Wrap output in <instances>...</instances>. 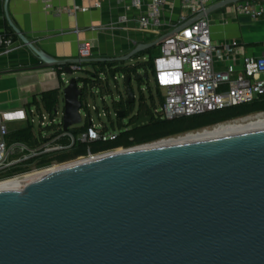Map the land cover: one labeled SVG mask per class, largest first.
I'll return each instance as SVG.
<instances>
[{
	"label": "water",
	"instance_id": "95a60500",
	"mask_svg": "<svg viewBox=\"0 0 264 264\" xmlns=\"http://www.w3.org/2000/svg\"><path fill=\"white\" fill-rule=\"evenodd\" d=\"M9 1L7 19L19 39L43 68L65 75L76 72L73 65L128 63L168 36L127 55L61 60L24 35L10 19ZM244 1L218 2L170 34ZM133 79L147 80L149 72L124 76L129 104ZM62 88L61 122L70 130L82 122L84 91L77 77ZM152 120L141 118L133 128ZM130 150L0 188V264H264V130Z\"/></svg>",
	"mask_w": 264,
	"mask_h": 264
},
{
	"label": "built area",
	"instance_id": "2783aa9c",
	"mask_svg": "<svg viewBox=\"0 0 264 264\" xmlns=\"http://www.w3.org/2000/svg\"><path fill=\"white\" fill-rule=\"evenodd\" d=\"M41 1L45 3L48 10L53 8V4L49 0ZM181 1L183 9L189 13L190 18L182 16L179 21L173 22V20L168 21L165 18L166 7L171 3V0H118L119 3H130L127 11L128 9L137 11L134 16L130 17L138 23V32L144 37L145 42L155 41L168 34L160 45L161 56L155 61L156 65L161 63L162 68L166 66L165 72H163L168 79L165 82L162 81V85L167 86V92L164 96L162 109L153 108L154 115L161 119L198 115L219 108L248 103L264 95V53L261 57L245 58L243 71H237L234 64L226 66L225 69H218L215 66L216 58L223 61L235 58L242 51V47L239 46L238 41L214 45L210 20L207 15L182 28L179 32L170 34L180 25L195 18L197 14L206 13L212 5L223 0ZM94 3L95 8H102V3L99 0ZM234 9L237 13L249 14L255 18L264 14V4L260 6L252 0L236 3ZM78 10L89 12L91 8L76 5L73 9H68V12L76 14ZM130 17L126 12L118 18V23L127 24L131 20ZM114 27H116L115 24L100 25L93 27L92 30ZM80 31L81 29L78 27L74 32L78 34ZM15 43L12 36L0 35V47L3 53H10ZM78 54V58H93V47L89 40L80 41ZM80 68L81 66H71V69L76 72ZM58 114L59 107L54 115L50 114L52 125L47 124V127L52 130L51 135L43 137L42 134L38 135L35 132L34 126L27 120L24 110L6 112L0 110V183L22 179L32 173L46 171L57 165L53 162L47 166H39L38 163L44 158H52L58 153L65 152L75 141L70 130H63L62 122L58 126L55 124ZM259 114H264V112L252 113L248 116ZM42 118L44 121L46 116L42 114ZM21 121H27L29 123L27 126L32 125L34 144L8 139L11 133L10 123ZM92 126L95 129L94 124ZM104 128L106 129V126ZM105 129L93 130L91 128L88 131H82L77 138L79 141L114 138L115 131L109 133ZM93 156L96 155L89 153L88 156L75 161ZM65 163H69V161Z\"/></svg>",
	"mask_w": 264,
	"mask_h": 264
},
{
	"label": "crops",
	"instance_id": "0c3cea01",
	"mask_svg": "<svg viewBox=\"0 0 264 264\" xmlns=\"http://www.w3.org/2000/svg\"><path fill=\"white\" fill-rule=\"evenodd\" d=\"M49 1L53 8L48 10L41 0H10L9 16L27 38L58 59L78 58L79 43L82 40H89L92 44L93 58L127 55L137 44L146 43L138 32V23L130 17L137 11L134 9L127 11L130 3L99 0L102 8H95L94 2L97 0ZM4 2L5 0H0V35L7 34L13 37L11 34L13 27L8 22ZM256 3L260 6L264 4L263 1ZM76 5L89 7L91 10L69 13L68 9H73ZM126 12L131 20L127 24H119L118 18ZM182 16L190 18L189 13L182 7V1L171 0L166 7V20L177 22ZM208 17L214 45L238 41L242 47V51L235 58L226 61L216 58L215 66L218 69H225L226 66L234 64L237 71H243L245 58L263 55L264 14L259 18L240 14L235 11L234 4H231L212 11ZM112 24L116 27L92 30L95 26ZM78 27L81 31L76 34L74 31ZM15 42L13 50L8 54L3 53L0 47V106L18 108L25 104L29 105L35 97L40 98L47 90L58 88L63 90L61 84L62 82L65 84L67 78L63 69L61 72L58 67L43 68L37 55L19 37ZM162 70L163 68L158 69V72L164 74L165 70L164 72ZM166 79L168 77L164 74L163 82Z\"/></svg>",
	"mask_w": 264,
	"mask_h": 264
},
{
	"label": "trees",
	"instance_id": "16d2710c",
	"mask_svg": "<svg viewBox=\"0 0 264 264\" xmlns=\"http://www.w3.org/2000/svg\"><path fill=\"white\" fill-rule=\"evenodd\" d=\"M11 34L15 39L18 38L17 34L12 28ZM158 47L147 49L145 52L138 54L136 56L137 62L129 65L127 63H121L118 61L81 64V68L79 69V71H85L86 73L85 76L78 77V83L79 85H82L84 91L83 96L81 98L82 102L85 104L88 90L90 88L98 87L103 91L109 87L108 83L103 81V76H106L108 78L110 76L116 77L117 74L122 73L125 77H128L130 75H136L141 71H145L151 73L155 80L158 82L159 75L155 61L158 57L161 56V52L160 49L158 55L154 52ZM147 55H149V57L145 60ZM141 58H143L144 60L140 61ZM57 69L62 72V69ZM61 85V87H63V85H65L64 82H62ZM159 95L161 102L164 104V97L162 95L160 87ZM60 97L61 88L47 90L46 92L41 94L40 98L35 97L32 103L36 104L39 108L43 107L51 115H54L56 109L59 107ZM155 106V104L153 107H151L150 105V114L153 117V121L150 122L148 127L142 129L143 134L152 133V135H149L148 138L139 139L136 142H132L127 146L130 147L134 144H143L148 143L150 141L165 139L166 137H174L175 135L182 134V132H192L194 130H198L199 128H203L206 126H212L218 123L232 121V119L245 117L248 116V114L264 112V95L248 103H241L237 105H232L231 107L219 108L215 109V111L199 113L198 115L175 117L172 119H166L164 121H160L158 117L154 116L153 108H155ZM92 127L93 126L89 123L81 129H76L75 134L79 135L82 131H88ZM33 138V127L31 124L22 129L11 130V133L8 137V139L11 141L21 140L30 145L34 144L35 142V139ZM100 141L104 142L103 139H100ZM95 143L96 142L93 140L89 142L92 151L98 152L99 149L97 150L93 148ZM119 144L120 143H117L115 140L113 141V144L111 146H108L107 148H112L118 146ZM74 149L75 151L73 155L75 157L80 156L81 154H85L87 151L86 144L82 142H78L74 146ZM68 157L69 155L59 156V160L65 161V159Z\"/></svg>",
	"mask_w": 264,
	"mask_h": 264
},
{
	"label": "rangeland",
	"instance_id": "374dc122",
	"mask_svg": "<svg viewBox=\"0 0 264 264\" xmlns=\"http://www.w3.org/2000/svg\"><path fill=\"white\" fill-rule=\"evenodd\" d=\"M161 47L159 46L154 52L158 55L159 49ZM149 57V55L146 56L145 60ZM144 59L141 58L140 61H143ZM137 59L135 60H129L127 63L132 64L136 63ZM157 68V65H156ZM166 68L163 67L162 72ZM140 73L144 74L145 71H141ZM160 72H158L159 75ZM85 71H77L73 75H67L66 80L71 79L72 77H79V76H85ZM124 74L119 73L116 77L110 76L109 78L106 76H103V81L108 83V88L106 90H101L100 88H90L88 90V94L85 101V106L81 110L82 115V122L79 125H76L73 127V129H81L82 127H85L87 124H89V119L93 122L96 130H104V126H106L107 132H114L118 131L120 129V120L118 119L115 111V101L120 100L121 96H125L126 94V86L124 82ZM164 79V75L161 77L159 76V82H162ZM150 80V81H147ZM142 80L147 81L144 85H139L138 82L133 79L131 82V86H133L134 94L136 103L139 104V102L144 99L146 103L150 104L151 107L156 105L155 107L157 109H162L163 103L161 102L160 95H159V87L161 89L163 97L166 95L167 92V86L166 85H159V82L155 80L153 75L149 73V79ZM105 83V84H107ZM81 85V84H80ZM82 86V85H81ZM154 101V102H153ZM64 98L63 95L60 97V103H59V114L56 117L55 124L58 126L59 123L62 121L63 117V110H64ZM0 110L2 112L5 111H13V110H24L26 112V118L29 120V123L33 124L35 132L40 135L42 134L43 137H47V135H51L52 130L51 128L47 127V124H51V117L48 111H46L43 107L40 108L34 104L30 103L29 105L25 104L18 108H9L5 106H0ZM42 114L46 116V119L43 121ZM45 122L46 124L43 125L42 123ZM27 121H21V122H13L10 123V129L14 128H25L28 124ZM53 127V126H50ZM180 136V135H178ZM69 163H71L69 161ZM65 163V164H69ZM78 163V162H77ZM65 164H57L58 166H65Z\"/></svg>",
	"mask_w": 264,
	"mask_h": 264
},
{
	"label": "flooded vegetation",
	"instance_id": "af4514ba",
	"mask_svg": "<svg viewBox=\"0 0 264 264\" xmlns=\"http://www.w3.org/2000/svg\"><path fill=\"white\" fill-rule=\"evenodd\" d=\"M147 81H150V80H147ZM147 81H137V82L141 86V85H144L145 83H147ZM131 82L132 81H130V85H132ZM158 82H159V80H158ZM159 85L162 86V82H159ZM126 101H127V86H126L125 96H121L120 100L114 102L115 103V111L116 112L123 111V112L127 113V116L124 119L118 118L120 120V123H121L120 126L121 127L118 131H115L114 136H113L114 138H108L107 140H103L104 142H101L99 138L96 140H93L96 142L93 148L97 149V150L99 149L98 152L92 151V148L89 144V142L91 140L88 139L86 141H79V139L77 138L78 135L75 134L76 129H70V131L73 133V138H75V141L72 144V146L70 148H68L65 152L58 153L52 158H48V159L44 158V159L40 160L38 165L39 166H47L48 164H51L53 162H55L57 164H63V163L68 162V161H74V162L69 163V164H72V163L85 161L88 157L83 158L82 160H78V161H75V160H77L81 157H86V156H88L89 153L96 155L95 157H93L96 159L97 157L107 155V154L98 155L100 153L115 152V150H117L116 152H122L123 150L124 151L130 150L132 148L148 145V143H153V142L159 141V140H155V141H150L148 143H143V144H134L130 147L127 146L128 144H131L132 142H136L139 139L148 138L149 135H152V133L143 134L142 129L148 127L150 122H152L153 120L148 122L147 125L138 126L136 128H133V125L135 123H137L139 121V119L145 118L148 116H152L150 114V111H151L150 104L146 103L144 99H142L139 102V104L136 103V99L134 102H132L130 104L126 103ZM154 116L156 117V115H154ZM152 119H153V117H152ZM159 119H160V121H164V120L169 119V118H164V119L159 118ZM213 126H215V125L199 128L198 130L205 129V128H211ZM92 129L95 130L93 127H92ZM198 130H194V131L196 132ZM194 131H192V132H194ZM189 132H191V131H189ZM189 132H182V134L189 133ZM182 134H179V135H182ZM176 136H178V135H175L174 137H176ZM171 137H173V136H171ZM166 138H170V137H166ZM115 140L117 143H120V144L118 146H115L112 148H107L108 146H111L113 144V141H115ZM161 140H163V139H161ZM78 142L85 143L87 151L85 154H81L80 156L75 157L73 155V153L75 151L74 146ZM65 155H69V157L66 158L65 161H60L59 156H65Z\"/></svg>",
	"mask_w": 264,
	"mask_h": 264
},
{
	"label": "bare ground",
	"instance_id": "6f19581e",
	"mask_svg": "<svg viewBox=\"0 0 264 264\" xmlns=\"http://www.w3.org/2000/svg\"><path fill=\"white\" fill-rule=\"evenodd\" d=\"M263 130H264V114L249 115L248 117L245 118L232 120V122L215 125V127L205 128L198 130L196 132L195 131L189 132L182 134L180 136L165 138L163 140H159L153 143H148V145L136 147L132 150H148L153 148H165L166 146H176V145H182L188 143H199V141L215 140V138L230 137L236 134H248L249 132H257ZM116 151L117 150H115V152ZM115 152L100 153L98 155L107 154L105 156H110L125 151L123 150L122 152H116V153ZM105 156H101V157H105ZM93 157H88L85 161L82 162L72 163L68 165L65 164V166L56 165L52 168H49L46 171L32 173V175H28L22 179H16L15 181L0 183V188L24 186L27 183L32 182V180L48 176L49 174L57 173L59 171L65 170L66 168L74 167L87 161H91L95 159ZM101 157H97L96 159Z\"/></svg>",
	"mask_w": 264,
	"mask_h": 264
}]
</instances>
